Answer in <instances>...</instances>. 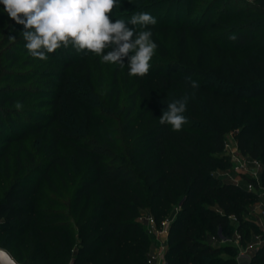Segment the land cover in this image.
<instances>
[{"label": "trees", "instance_id": "16d2710c", "mask_svg": "<svg viewBox=\"0 0 264 264\" xmlns=\"http://www.w3.org/2000/svg\"><path fill=\"white\" fill-rule=\"evenodd\" d=\"M1 5L0 247L22 264H150L153 236L144 217L152 215L162 230L173 211L167 264H239L238 247L221 244L220 234L239 232L243 245L258 232L246 214L260 186L245 174L255 186L249 190L223 180L220 171L232 165L231 134L239 152L261 164L264 188V0L235 13L229 1L210 0L193 23L149 25L145 30H151L159 56L149 62L147 75L134 77L123 137L73 89L75 75L90 82L85 52L71 44L59 48L48 54L54 69L38 71L32 64L40 59L25 48L23 25ZM226 9L227 22L242 18L243 25L211 21L214 10ZM124 63L128 72L127 58ZM190 80L199 87L191 88ZM184 95L188 122L180 131L161 125L167 104ZM27 98L43 100L54 113L14 107ZM65 109L83 131L67 124ZM42 120L53 124L46 141L26 147ZM12 143L19 144L14 161ZM44 158L73 181H60L62 188L51 181L48 167L40 165ZM77 163L85 169L75 181ZM248 264H264V242Z\"/></svg>", "mask_w": 264, "mask_h": 264}, {"label": "clouds", "instance_id": "9594fccd", "mask_svg": "<svg viewBox=\"0 0 264 264\" xmlns=\"http://www.w3.org/2000/svg\"><path fill=\"white\" fill-rule=\"evenodd\" d=\"M117 3L118 0H0L8 17L23 25L25 48L32 57L47 60L49 53L71 44L77 52L87 50L101 57L104 63L124 67L127 58L128 75L144 77L157 45L151 39V30L138 31L134 26L148 29L157 20L148 12H139L127 22L123 19L113 22L110 14ZM229 38L236 39L235 35ZM189 83L193 89L199 87L194 80ZM188 99L184 95L169 102L159 118L160 124L180 131L188 122L184 115ZM14 107L20 110L23 105L17 101ZM0 264H18V261L0 247Z\"/></svg>", "mask_w": 264, "mask_h": 264}, {"label": "rangeland", "instance_id": "374dc122", "mask_svg": "<svg viewBox=\"0 0 264 264\" xmlns=\"http://www.w3.org/2000/svg\"><path fill=\"white\" fill-rule=\"evenodd\" d=\"M210 0H181L179 4H174L171 2L170 4H161L160 0H118L116 7L113 9V12L110 14V19L113 22L116 19H123L126 22L130 20L133 14L139 12H148L152 16H154L157 20V23L164 25H173L174 22H189L193 23L196 15L204 8H201L204 4L208 3ZM232 6V13L237 12L238 10L244 8L247 3H253L256 0H227ZM144 5H149L145 8ZM164 5V6H163ZM2 6V5H1ZM228 6V4H227ZM226 7V6H225ZM143 8V9H142ZM219 9L224 8V2L219 4ZM226 12L227 9L219 14V10H214L211 16V21L217 19L220 22V25H243L244 20L242 18H236L233 21H226ZM198 18V16H197ZM219 18V19H218ZM200 21H203L202 14L198 18ZM261 19V18H260ZM252 18V21L255 20V23H262V19ZM131 27V25H129ZM138 31L145 30L141 28V26H134ZM217 31V30H216ZM216 31H213L212 33ZM226 36L224 37V41H226ZM85 52L86 61L88 62L89 70H90V82L82 80L79 75H75L72 77L73 81V89L77 93V95L81 99H86L93 103L94 108L99 115L105 119L112 128L118 129L119 135L117 132L113 131V135L122 136L124 135V124H125V116L126 111L128 109L130 103V97L134 90L137 87V81L133 76H129L125 67H121L118 69V64H110L102 62L101 57L97 56L94 53L88 52L87 50H83ZM107 51V50H105ZM159 53L155 49L154 55L150 61H156ZM35 69L38 71H52L55 67V61L51 60V57L48 56L47 60H37L32 64ZM66 73H71V67L65 69ZM35 80L39 79V75L34 77ZM167 97V96H165ZM168 98V97H167ZM43 100H38V98H27L22 102V105H25L24 108L28 110L41 111L46 113L47 115L54 113V110L51 108L50 104H40ZM67 117V124L71 127L78 128L80 131H83V126L80 120L73 115L69 110L65 109ZM39 121L36 120L35 123ZM40 130L36 132H31L28 135V142L26 147L35 149L39 148L42 143L46 141L48 137V130L50 126L53 124H49L48 120H42L40 122ZM108 133V132H107ZM105 133V134H107ZM227 149L228 153L232 157V165L225 169L221 170V173H229L232 176H237L238 174L248 172V169L251 167L255 168V163L247 156H241L240 154L234 152L233 144L231 140V135L227 137ZM19 144L12 143V147L10 150V156L14 161V156L17 152ZM22 155L23 151L21 152ZM42 169L48 167V174L50 176L51 181H57L60 184V181H73L70 177L64 173L61 167L52 168L48 166L47 159L44 158L42 163L40 164ZM84 166L82 164H72V170L75 177V181L82 175L84 171ZM240 172V173H239ZM247 174V173H246ZM224 176V175H223ZM224 178H229L228 176H224ZM43 181H45L43 179ZM60 188L61 184H60ZM175 213L172 211L165 221L163 225V229L160 232H164L168 230L169 225L174 217ZM255 231V230H254ZM235 234V233H234ZM165 235V234H163ZM159 236L153 239V249L156 247H161L165 245L164 237ZM234 236V235H233ZM258 236V237H257ZM163 237V238H162ZM257 238H264V230H261L258 227V232L253 233L251 238L246 239V244L248 241H251ZM256 238V239H257ZM227 244L231 242H221V244ZM231 244L237 245V243L232 242ZM246 244H243L241 249L237 246V252L235 256L237 257L239 264H248L251 254L245 253L241 254L244 250ZM228 253V252H227ZM225 252V254H227Z\"/></svg>", "mask_w": 264, "mask_h": 264}, {"label": "built area", "instance_id": "2783aa9c", "mask_svg": "<svg viewBox=\"0 0 264 264\" xmlns=\"http://www.w3.org/2000/svg\"><path fill=\"white\" fill-rule=\"evenodd\" d=\"M228 146V144H227ZM251 159V158H250ZM254 163H255V168L251 167V169H248L246 172L248 175L253 176L255 179L257 178V175L259 173V171H256L257 169H261V164L254 159H251ZM257 184L258 186H261V181L257 180ZM249 190H254L255 186L253 184H249L247 187ZM144 219L148 222L149 224V232L150 234L153 236V239H155L156 237H158V235L160 234L159 229H157L156 224H155V220L152 217V215H145ZM165 223V222H164ZM221 235V242H235L237 244L240 243L241 240V234L239 232H235L234 236L232 237H225L222 234ZM263 244V241L259 238H257L254 241H249L244 250L241 252V254H245V253H254L257 251V249ZM165 250L166 247L164 245H162L161 247H157L156 250L152 251L150 250L149 252V263L150 264H157L160 260L163 262V264L166 263L165 260Z\"/></svg>", "mask_w": 264, "mask_h": 264}, {"label": "crops", "instance_id": "0c3cea01", "mask_svg": "<svg viewBox=\"0 0 264 264\" xmlns=\"http://www.w3.org/2000/svg\"><path fill=\"white\" fill-rule=\"evenodd\" d=\"M231 135V134H230ZM231 140H232V144H233V150L234 152L240 154L241 156H243L239 150H238V147H237V143L236 141L234 140L233 136L231 135ZM248 157V156H247ZM256 171H259L258 175H257V178H256V181L259 180L261 181V169H257ZM240 173V172H239ZM220 174H222V178L223 180L225 181H228V182H234V183H238L240 185H243L245 187H248V185L250 184L248 178L245 176L246 173H242L241 174H238L237 176H232V174H229V173H221L220 171ZM228 176L229 178H224V176ZM248 175V174H246ZM250 176V175H249ZM253 177V176H251ZM254 178V177H253ZM259 199L258 201H256L255 203H253L250 207H249V211L248 213L246 214V217H249L250 219H252L256 225L261 229V230H264V188L262 186L259 187ZM168 233H169V229L164 231L163 233L160 232V234L158 235L161 236L163 234V236H165L163 239L165 241V247H167V239H168ZM258 237V236H257ZM257 237H254L253 240L251 241H254L256 240ZM263 242H264V238H260ZM213 240V239H212ZM249 242V241H248ZM247 242V243H248ZM236 246H239L241 249H243L242 245L240 244H237ZM156 250V247L153 249V245L151 247V252ZM255 253V252H254ZM254 253H249L251 254V256L254 254ZM157 264H163V262L160 260ZM167 264V263H165Z\"/></svg>", "mask_w": 264, "mask_h": 264}, {"label": "water", "instance_id": "95a60500", "mask_svg": "<svg viewBox=\"0 0 264 264\" xmlns=\"http://www.w3.org/2000/svg\"><path fill=\"white\" fill-rule=\"evenodd\" d=\"M18 264H22V263L18 262ZM70 264H74V261H72Z\"/></svg>", "mask_w": 264, "mask_h": 264}]
</instances>
